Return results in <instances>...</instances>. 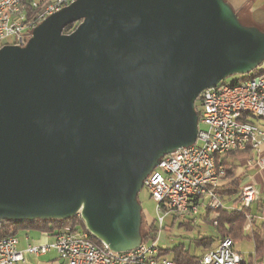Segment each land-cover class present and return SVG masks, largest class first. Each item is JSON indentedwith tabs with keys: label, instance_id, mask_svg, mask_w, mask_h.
<instances>
[{
	"label": "water",
	"instance_id": "obj_1",
	"mask_svg": "<svg viewBox=\"0 0 264 264\" xmlns=\"http://www.w3.org/2000/svg\"><path fill=\"white\" fill-rule=\"evenodd\" d=\"M263 62L264 35L226 0H77L50 15L0 49V223L79 216L111 251L139 248L144 182L196 144L200 96Z\"/></svg>",
	"mask_w": 264,
	"mask_h": 264
},
{
	"label": "built area",
	"instance_id": "obj_2",
	"mask_svg": "<svg viewBox=\"0 0 264 264\" xmlns=\"http://www.w3.org/2000/svg\"><path fill=\"white\" fill-rule=\"evenodd\" d=\"M75 1L56 0L46 4L37 0H0V49L5 45H26L40 23ZM41 5L43 11L33 15ZM258 69L262 74L245 82L224 81L203 92L198 102L200 122L196 144L162 158L144 182V188L156 202L160 231L155 241L143 242L130 252L115 253L105 245L96 244L88 232L66 227L53 242L31 243L24 252L18 249L16 236L0 239V264H24L25 254L40 257L51 252H56L63 264H175L159 256L158 241L165 218L175 215L186 220L197 216L203 207L225 208L218 195L226 175L219 157L250 147L255 155L253 165L264 170V130L250 121L264 119V62ZM257 195L254 184L245 185L230 209H248ZM243 259L235 250L234 241L226 238L198 264H242Z\"/></svg>",
	"mask_w": 264,
	"mask_h": 264
},
{
	"label": "trees",
	"instance_id": "obj_3",
	"mask_svg": "<svg viewBox=\"0 0 264 264\" xmlns=\"http://www.w3.org/2000/svg\"><path fill=\"white\" fill-rule=\"evenodd\" d=\"M43 11L42 5L36 10L33 15H38ZM236 13V12H235ZM242 25L252 27L264 35V28L258 24L249 25L240 20ZM79 25L68 26L64 30V34L72 33ZM262 74L260 69H256L248 76H239L234 84L245 82L251 78ZM199 102V100L197 101ZM197 112L200 115L199 108L196 106ZM257 123L258 119L250 120ZM222 165L225 167L226 175L223 179L221 187L218 189L220 200L225 205L234 204L240 195L242 187L252 182L247 181L248 165L255 160V155L249 147L246 151L231 152L224 157H219ZM244 162L245 171L241 172L240 163ZM143 215L142 222V236L143 242L155 241L159 234V227L156 220L147 224L146 217ZM250 217V221H249ZM264 192L257 195V199L253 205L248 209L242 211L220 208L217 210L207 209L203 219L212 223L215 227V235L203 236L199 235L197 238L190 241V245L179 243L171 249L160 248V257L167 258L175 264H198V261L208 252L215 250L219 244L226 238L234 241L235 245L243 241H252L254 243V254L248 257L244 256L242 264H254V262H264ZM178 219L175 217V220ZM194 219H186L181 223V227L187 230H193L192 223ZM66 227H72L75 230L86 231L84 222L78 216L67 221H35V222H3L0 225V239L10 236H16L22 231L38 232L40 234L55 237L59 231ZM166 229V227H164ZM163 229V230H164ZM90 238L99 246L100 242L95 240L91 235Z\"/></svg>",
	"mask_w": 264,
	"mask_h": 264
},
{
	"label": "rangeland",
	"instance_id": "obj_4",
	"mask_svg": "<svg viewBox=\"0 0 264 264\" xmlns=\"http://www.w3.org/2000/svg\"><path fill=\"white\" fill-rule=\"evenodd\" d=\"M38 2H46V4H50L55 2L56 0H37ZM234 9L237 16L240 17V20L249 25L258 24L262 28H264V0H226ZM239 76H233L228 78L225 82L227 84L234 83ZM196 106L199 108V103H196ZM257 124L264 130V119H259ZM202 128V125H201ZM244 162L240 163L241 172L245 171V167L243 166ZM248 173L251 176H255L256 172L254 170L248 169ZM262 178L258 176V180L260 178L261 183L256 184V188L259 194H263L264 191V174H262ZM139 202L142 205L143 213L146 217V223L149 224L155 220H157L156 213V202L150 198L149 193L145 188H143L142 192L139 195ZM208 202V201H207ZM231 205H225V208H231ZM206 213L205 208H200L198 215L192 221L194 228L193 230H187L184 227H181V223L185 221V219L178 218L175 220V215H169L165 218V227L166 229L162 230L160 233V239L158 241V246L160 248H172L176 244L185 243L187 246L190 245V241L197 238L200 234L203 236H211L215 235V227L212 223L204 220L202 217ZM158 225V223H156ZM235 250L241 254H244L245 257H248L250 254L254 253L255 248L252 241H243L235 245ZM57 258L60 264H63L62 261Z\"/></svg>",
	"mask_w": 264,
	"mask_h": 264
},
{
	"label": "crops",
	"instance_id": "obj_5",
	"mask_svg": "<svg viewBox=\"0 0 264 264\" xmlns=\"http://www.w3.org/2000/svg\"><path fill=\"white\" fill-rule=\"evenodd\" d=\"M248 169L254 170V172H256V174H255V176H251L248 173V176H247L246 180L252 182V184H254V185L260 184L262 179H263L262 178V176H263L262 174H264V170L257 169L256 166L253 165V162H251L248 165ZM258 176L260 178H262L261 181H260V178L258 180ZM234 205H235V203L234 204L232 203L230 207H233ZM226 209H230V208H226ZM195 217L196 216L190 217L189 219H194ZM16 237L19 240L18 249L20 251H23V252L27 249L28 245L31 244V243H33V244H47V243L53 242L54 238H55V237H52V236H49V235H44V234H40L38 232H33V231H31V232L22 231L19 234H17ZM167 249H171V248H167ZM252 254H254V253H252ZM57 255L58 254L56 252H51L48 255L40 256V257H35V256L29 255V254H25V263L24 264H60V262H59V260L57 258ZM242 255L244 256V254H242Z\"/></svg>",
	"mask_w": 264,
	"mask_h": 264
}]
</instances>
